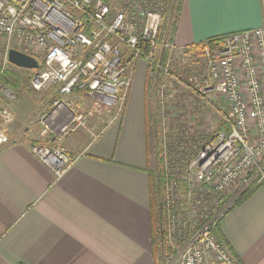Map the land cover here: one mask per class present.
I'll use <instances>...</instances> for the list:
<instances>
[{
    "label": "built area",
    "instance_id": "obj_1",
    "mask_svg": "<svg viewBox=\"0 0 264 264\" xmlns=\"http://www.w3.org/2000/svg\"><path fill=\"white\" fill-rule=\"evenodd\" d=\"M170 2L0 0L5 64L12 49L31 57L39 65L30 81L32 90H55L50 109L39 118L42 136H51L53 146L35 145L31 153L60 179L74 162L62 147L63 139L90 119L110 115L109 124L120 120L133 65L144 61L149 81L156 82L174 60L187 62L200 55L206 75L194 92L200 98H220L226 112L224 127L189 164V187H207L220 197L222 208L179 244L175 185L169 182L163 193L162 237L169 259L177 264H238L212 231L215 218L220 221L244 191L264 184V28L229 34L213 44L177 47L160 35ZM0 95L6 101L0 109L1 148L10 142L7 127L14 120L10 106L16 96L1 82ZM83 95L90 99L88 107L77 101Z\"/></svg>",
    "mask_w": 264,
    "mask_h": 264
},
{
    "label": "crops",
    "instance_id": "obj_2",
    "mask_svg": "<svg viewBox=\"0 0 264 264\" xmlns=\"http://www.w3.org/2000/svg\"><path fill=\"white\" fill-rule=\"evenodd\" d=\"M257 28H264V0H251L238 10L214 9L202 0H171L161 37L191 48ZM138 71L136 80L133 71L118 122L109 124L110 115L90 119L63 139L74 162L60 179L31 153L35 145L52 147L51 136L18 128L0 148V264H154L140 76L147 69ZM77 101L90 105L84 95ZM14 111L17 124L24 125L18 104ZM218 227L238 264H264V184L232 207Z\"/></svg>",
    "mask_w": 264,
    "mask_h": 264
},
{
    "label": "rangeland",
    "instance_id": "obj_3",
    "mask_svg": "<svg viewBox=\"0 0 264 264\" xmlns=\"http://www.w3.org/2000/svg\"><path fill=\"white\" fill-rule=\"evenodd\" d=\"M5 51L6 45L0 39V71L4 68L2 75L12 72L20 79L17 89L5 84L16 96V100L10 106L14 120L7 127V136L16 133L18 128L21 133L26 130L41 134L42 126L39 124V118L50 109L55 93L52 88L41 92L33 91L30 81L36 71L5 64ZM141 66L147 69L144 61H140L135 69L132 67L135 80L139 76L138 70ZM205 75L206 66L198 54L187 62L174 60L168 65L167 74L160 75L156 82L149 81L146 71L143 76L140 73L143 79L148 126L149 173L156 179L157 199L160 201L162 211L164 189L169 182H174L173 191L176 196V201L173 203L174 215L180 221V227L175 232L179 237V244L203 224L212 220L222 208L220 197L211 194L207 187L198 185L193 191H190L189 187L192 179V172H189L190 162L224 127L223 114L226 108L223 101L216 96L200 98L194 92V88L202 84ZM5 104L4 97L0 95V109ZM16 104L24 120V125L21 126L17 124L15 118ZM222 198V202H225L228 195ZM218 223L219 219L215 218L213 230ZM164 246L168 249L165 243ZM154 264L177 263L172 259L156 258Z\"/></svg>",
    "mask_w": 264,
    "mask_h": 264
},
{
    "label": "trees",
    "instance_id": "obj_4",
    "mask_svg": "<svg viewBox=\"0 0 264 264\" xmlns=\"http://www.w3.org/2000/svg\"><path fill=\"white\" fill-rule=\"evenodd\" d=\"M169 28H171V30H172L173 26H170ZM161 32H162V28L160 30V35H161ZM222 38L223 37H217V38L210 39L206 42L213 44V43L220 42L222 40ZM133 67H134V65H133ZM0 81L3 82L4 84L10 85L14 89H17V87L19 86V83H20V79L17 76L13 75L12 72L11 73L7 72L4 75L0 76ZM148 83L151 84V82H148ZM149 177L151 180L150 187H151V193H152V197H153L154 222H155V246H154V248H155L154 263H155L156 258L157 259L159 258L160 260L161 259L163 260V258L164 259L167 258V260H168L170 257V252L168 249L165 248L163 237H162V231H161V226H162V214H161V212H162V209H161L160 201L157 199V188L155 186L156 179L153 177V175L151 173H149ZM262 184L263 183L251 185L246 191L243 192V194H241L239 199L235 202L234 206L242 204ZM212 233H213V236L216 239V241L219 244L225 246L227 248V250L230 251L227 244H226V241L224 240V238H223V236L219 230L218 224L214 228Z\"/></svg>",
    "mask_w": 264,
    "mask_h": 264
},
{
    "label": "water",
    "instance_id": "obj_5",
    "mask_svg": "<svg viewBox=\"0 0 264 264\" xmlns=\"http://www.w3.org/2000/svg\"><path fill=\"white\" fill-rule=\"evenodd\" d=\"M7 62L8 64L19 69L33 70V71L39 69V65L34 59L14 49L8 52Z\"/></svg>",
    "mask_w": 264,
    "mask_h": 264
},
{
    "label": "snow or ice",
    "instance_id": "obj_6",
    "mask_svg": "<svg viewBox=\"0 0 264 264\" xmlns=\"http://www.w3.org/2000/svg\"><path fill=\"white\" fill-rule=\"evenodd\" d=\"M202 2L214 9L238 10L247 7L251 0H202Z\"/></svg>",
    "mask_w": 264,
    "mask_h": 264
}]
</instances>
